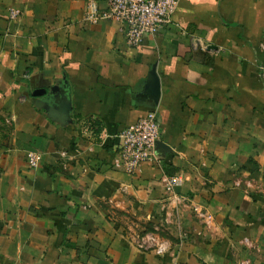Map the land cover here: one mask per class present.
<instances>
[{"label": "crops", "instance_id": "crops-1", "mask_svg": "<svg viewBox=\"0 0 264 264\" xmlns=\"http://www.w3.org/2000/svg\"><path fill=\"white\" fill-rule=\"evenodd\" d=\"M88 5L0 0V264H264V0H180L137 48ZM64 77L68 125L37 106ZM150 114L169 152L128 175L117 137Z\"/></svg>", "mask_w": 264, "mask_h": 264}, {"label": "built area", "instance_id": "built-area-1", "mask_svg": "<svg viewBox=\"0 0 264 264\" xmlns=\"http://www.w3.org/2000/svg\"><path fill=\"white\" fill-rule=\"evenodd\" d=\"M107 4L105 11H99L98 3ZM180 0H89L87 19L92 24L100 21L121 25L127 46L137 48L147 37L157 36L165 27L172 25ZM20 15L11 12V19ZM160 126L154 114L131 124L117 137L118 159L115 167L128 175H134L145 163H159L156 143L160 140ZM31 168H37L40 157L36 153L28 155ZM165 189L174 192L183 186L180 177H167ZM158 230V229H156ZM140 250L155 249L158 254L167 251V243L156 235L136 237Z\"/></svg>", "mask_w": 264, "mask_h": 264}, {"label": "water", "instance_id": "water-1", "mask_svg": "<svg viewBox=\"0 0 264 264\" xmlns=\"http://www.w3.org/2000/svg\"><path fill=\"white\" fill-rule=\"evenodd\" d=\"M151 83H149V87L147 93L152 97L154 102L157 104L160 98V82L159 78L156 74V71L153 70ZM64 85L63 87H52L51 98L53 99L52 104H45L42 101L37 102V106L44 109L49 117L56 122H59L62 125H68L71 123V113H72V104H71V96H70V85L67 81L66 77L63 78ZM48 93L47 88L35 90L33 93V97L40 98L45 97ZM53 94H57L53 97ZM169 152V148L165 146L164 143L158 141L156 143V151Z\"/></svg>", "mask_w": 264, "mask_h": 264}, {"label": "rangeland", "instance_id": "rangeland-1", "mask_svg": "<svg viewBox=\"0 0 264 264\" xmlns=\"http://www.w3.org/2000/svg\"><path fill=\"white\" fill-rule=\"evenodd\" d=\"M142 232L143 233H140V235L137 236V237H144V236H147V235H156L157 237L160 238V240L162 242H163V240L161 238L164 239L166 237V235L162 231L154 229L153 226L152 227H145V230L142 231Z\"/></svg>", "mask_w": 264, "mask_h": 264}]
</instances>
